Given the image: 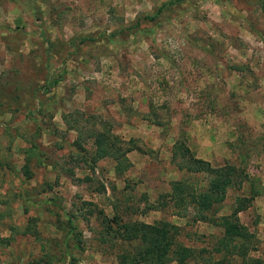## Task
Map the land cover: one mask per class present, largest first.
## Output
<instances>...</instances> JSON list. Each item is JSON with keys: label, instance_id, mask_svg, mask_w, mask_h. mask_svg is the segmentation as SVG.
<instances>
[{"label": "rangeland", "instance_id": "rangeland-1", "mask_svg": "<svg viewBox=\"0 0 264 264\" xmlns=\"http://www.w3.org/2000/svg\"><path fill=\"white\" fill-rule=\"evenodd\" d=\"M28 4L33 13L25 32L11 42L14 63L0 76V138L9 140L0 144V264H119L120 242L107 240L101 222L110 223L105 218L115 212L108 204L109 189L97 188L112 186L109 179L122 191L120 221H153L172 216V207L165 214L143 210L149 202L164 204L162 195L171 192L173 181L187 191L208 187L206 173L191 172L180 152L171 157L178 136L180 144L188 143L180 136L187 137V127L176 129L181 122L206 118L215 123L206 139L211 145H205L217 151L212 163L230 162L248 174L240 187L227 190L219 215L230 214L240 196L264 183V0H221L226 15L214 0ZM153 14L157 17L150 19ZM49 73L61 79L47 91ZM106 74L121 80L105 81ZM112 94L131 98L125 114H112L117 111L107 99ZM65 119L84 128L105 121L119 134H139L141 151L130 155L124 177L90 171L75 144L79 132L68 129ZM89 128L82 138L88 154L93 152L86 139ZM95 204L108 216L97 214ZM129 205L137 211H126ZM193 211L190 207L178 241L202 250L201 264H264V227L254 232L244 260L237 250L216 251L222 229L197 223ZM259 214L253 208L239 218L252 231ZM70 215L81 236L69 232Z\"/></svg>", "mask_w": 264, "mask_h": 264}, {"label": "trees", "instance_id": "trees-1", "mask_svg": "<svg viewBox=\"0 0 264 264\" xmlns=\"http://www.w3.org/2000/svg\"><path fill=\"white\" fill-rule=\"evenodd\" d=\"M156 14L149 18L154 19L157 17ZM60 79V77L49 79L47 91ZM82 134L83 131L75 140V144L80 149L83 162L87 163L91 169L94 170L99 159L105 157L113 158L116 161V167L120 174L130 169L131 162L126 154L133 148V140L124 141L120 136L113 134L108 124L104 123L102 130L99 128L89 129L88 135L95 137L96 150L88 154V150L81 140ZM176 152H180L184 156L182 158L187 160V166L191 172L206 173L210 178L209 184L207 189L201 191H187L181 186V182H176L173 190L163 195L167 199L164 200V204L171 206L175 214L179 216L189 215L190 207H192L194 209L193 217L196 220L213 222L224 228L222 240L215 246V250L225 249L228 253L237 250L241 258L246 260L251 250L250 244L254 242L256 235L240 221L239 212L251 205L256 193L254 191L250 195L240 196L230 214L219 215L218 204L226 198L227 190L234 186L240 187L244 180L248 179V174L231 163L213 166L208 161L195 158L194 155L189 154L190 149L184 143L175 145L174 158L177 157L175 156ZM86 178L90 179L89 176ZM102 188L104 187H99V189ZM171 203L173 204L170 205ZM98 214H103V211H99ZM114 220L118 223L117 228L103 219L102 222L106 224V232L110 236L107 237V240L111 243L117 240L120 242L117 244L120 249L117 254L119 264H165L172 259L177 260L179 264H201V260L204 259L205 253H202V250L178 241L179 226L168 221L162 220L155 224H148L138 220L120 221L117 217ZM68 221L69 232L74 236H81L82 233L77 232L75 216L70 215ZM78 241L81 242L80 239ZM204 252L207 253V251ZM257 263L260 264L261 261L257 260Z\"/></svg>", "mask_w": 264, "mask_h": 264}, {"label": "crops", "instance_id": "crops-1", "mask_svg": "<svg viewBox=\"0 0 264 264\" xmlns=\"http://www.w3.org/2000/svg\"><path fill=\"white\" fill-rule=\"evenodd\" d=\"M184 1L185 0L181 1V3H183ZM28 3H30V0H0V76L1 77L5 76L6 70L11 67L12 63H14L12 56H13V54L15 55L16 52H15V50L12 49L11 42L14 41V39L17 36H19V35H21V34H23L25 32L24 24L27 22L28 16L32 12L31 8L29 7L30 4H28ZM214 4L218 6V9L220 10V14L221 15H223V14L226 15L227 14V12H226L227 8H225L226 6H222L221 5V0H214ZM136 12L137 11L134 12V15L136 14ZM32 28L35 30V27H32ZM40 32H42L41 29H40ZM24 36H25V39L32 40L31 36H29V35H24ZM24 41H26V40H24ZM32 42H33V40H32ZM35 43H37V42L35 41ZM191 45L196 47V48H198V49L200 48L199 46H195L193 44H191ZM46 60L47 61H51V59H46ZM47 66H48V68L51 69V66H49L48 64H47ZM120 77L122 79H124L122 76H120ZM136 77H140V76L136 75ZM117 78H118L117 76L106 74V75H104L103 79L105 81L108 80V81H111V82L112 81L114 82V79H115V82L117 83V82H119L121 80V79H117ZM49 79H51L50 73H49L48 76H46L44 78V81L47 83V81ZM17 90H18V88H17ZM17 90L15 89L14 91H17ZM138 91H139L140 95H142L143 92H144L142 90H138ZM19 96H20V94L18 93V94L15 95V98H19ZM141 98H142V100H145V96H142ZM107 99H109V101H110L109 105L115 107V109L117 110V111H113L112 112V114L114 115L115 112H116V114H125L124 113L125 110H126V108H125L126 103L125 102L130 101L129 99H131V98L129 96H127V94H122V95H119L116 98H114V96L112 94ZM144 103H145V106L149 105V102H147L146 100L144 101ZM14 109L18 110L19 106H17ZM86 117H88V116H86ZM91 118L92 117L90 116L86 121L89 122ZM95 118H96V116H95ZM98 118H99V120L102 119L100 116H98ZM80 119L82 121V118H80ZM99 120H98V122H96L97 121L96 120L93 123L94 126L93 127L91 126L92 128H89V127H85L84 128V127H82V125L81 126L78 125V121H76V123H72L68 119H65V121L68 123V129H70V130L71 129L78 130V132H79L78 135H80V133L83 131L82 138L85 135V130H87L88 128L89 129L99 128V129L102 130L103 124L107 123L108 126L111 129V132L113 134H116V135L120 136L126 142L130 141V140H133L132 141L133 148L130 151H128V153L126 154L127 157L129 158V161L131 162L132 160L130 158V155L133 154V153H136V151H138V152L141 151L140 146H138L136 144V138H139L140 135L138 134L136 136V133H135L134 134L135 136L130 137L129 134L128 135L119 134L120 132L117 131V129H115L114 127H112V125H110L108 122H105V121L100 122ZM148 125H150V124H148ZM193 125H195V126H193ZM214 126H215V123H212L209 119L204 118V119H201V121L199 123H197L196 121H194L193 123H191V122H185V123L181 122L180 126L176 127V129L177 130H181V129L184 130L187 127L186 130L189 131V133L186 132L187 137H186V135L184 133L180 134V136L183 135V137L181 139H185L186 141L188 139L187 146L190 149V151L193 152V154L196 153V154H194V157L195 158H199V159H203L205 161H208L213 166H217V165H214L212 163V160H216V156L215 155H216L217 151L214 150L215 147L212 146L211 148H208L207 146H205V145H209V146L211 145L210 142L206 141V139H208V132L213 130L212 128ZM192 127H194L195 130H193V132H190V130L193 129ZM132 128H135V127L133 126ZM80 129H82V131H80ZM83 129H85V130H83ZM88 133H89V130L87 132L86 139H87V141H89V140L91 141V146H92L93 151H94V150H96L95 137H90L88 135ZM16 136H17V139L19 138L21 141H24V138L22 137V135H17V133H16ZM191 136H194V138H192ZM210 137L211 136L209 135V138ZM243 138H245V137H243ZM179 139L180 138L178 136V138L172 142L171 149H169L172 158L174 156L175 145L180 143V141H178ZM81 140H82V142L85 141L83 139H81ZM6 141H7V143L9 141L6 138V136L5 137L1 136L0 144L2 146L7 144ZM194 141H196V143H194ZM228 143H229V141L227 142V144ZM83 144H84V142H83ZM135 145H137V146H135ZM229 147H228V151L231 152L232 149H230ZM171 157H170V159H171ZM226 163H230V162H226ZM226 163H224L222 165H225ZM222 165H218V166H222ZM98 169L99 170L100 169L104 170L105 173H107V175L110 176L111 179L114 178L115 176H116V178H118V177H122L123 178L124 174L127 172V171H124V173L120 174V172H118L117 167H116V161L113 158H110V157H105V158L99 159V161L97 162V167L94 170L93 169H89V170L95 172ZM183 170L184 169H181V171H183ZM87 176H89V175H87ZM108 181H109V183H111L112 186H109V184H107V186L102 185L104 188H102L101 190H97V191L98 192H101V191L106 192L107 189H109L108 192H107V196H108L107 199H109V203L108 204L111 206V210L115 211L114 212V216H112V218H111L110 216L105 214V212H104L105 210H103L102 208H98V206L96 204H95V206L98 209H100L99 211L103 210V213L108 216V218H105V219H111L110 223L111 224L115 223L116 226H117L118 223L114 219L117 217L118 220H120L119 218H121V216H122L121 209L124 208L123 207L124 205L120 203L121 200L118 198L119 194L122 193V191L121 192L117 191V187L115 185V182H112L109 179H108ZM176 181L172 182V186H174ZM97 189H99V188H97ZM171 189L173 190V187H171ZM254 191H255L256 195H255V198H254L253 202L251 203V205L248 208H246V209H244V210L239 212V217H240L242 212H244V211H246L248 209H253L254 208V210H256L258 213H260L259 214L260 216H259L258 220L256 219V223L253 225L252 231L253 232H261L260 230H262V228L264 227V183L263 184H258L256 186V188L254 186L253 193H254ZM163 195H162V197H163ZM246 195H248V193H246ZM146 199H147V197H146ZM32 203H34V201ZM36 204H38V203H36ZM38 205H41V203H39ZM125 207H126V211L132 210V206H130V205L129 206H125ZM169 207H171V206H168V205H165V204L161 205L159 200H158V202H149V203H147V205L145 206L143 211L146 212L148 210L149 211L152 210V211L157 212V213L158 212L159 213L164 212V214H165L166 212H168ZM137 209L138 208H134L132 210V212L133 211L136 212ZM122 211H124V210H122ZM171 212H172V216L168 217V218L162 215V216H160V218L155 219L153 221H146V220H140V219L139 220L136 219V220L142 221V222H145V223H148V224H155V223L160 222L162 220L168 221V222H170V223H172L174 225L179 226V229H180V234L178 235V237H179L182 234V225L183 226L187 225V224H185V220H186V217H188V215L187 216H179V215L175 214L173 208H172ZM218 214H219V212H218ZM175 218L177 220L179 219V221H176ZM133 220L135 221V219H133ZM124 221H128V220H126L124 218ZM182 221L184 222V224H183ZM240 221L244 225H247L242 220H240ZM101 222H102V220H101ZM201 222L210 223V224H213L214 226H218V225H216L213 222L197 220V223L200 224ZM188 226H192V225H188ZM218 227H220V226H218ZM220 228L223 231V233H222V235H223L224 234V228H222V227H220ZM259 228H260V230H259ZM165 264H179V263H178L177 260L172 259V260L168 261Z\"/></svg>", "mask_w": 264, "mask_h": 264}]
</instances>
